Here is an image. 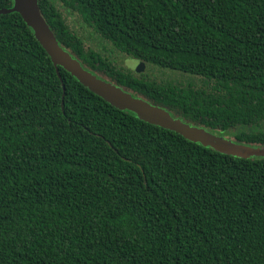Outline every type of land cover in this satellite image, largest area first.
Listing matches in <instances>:
<instances>
[{
    "label": "trees",
    "instance_id": "obj_1",
    "mask_svg": "<svg viewBox=\"0 0 264 264\" xmlns=\"http://www.w3.org/2000/svg\"><path fill=\"white\" fill-rule=\"evenodd\" d=\"M38 5L85 69L264 146V0ZM64 11L122 57L202 84L132 74L85 46ZM58 73L20 14H0V264H264L263 157L193 142Z\"/></svg>",
    "mask_w": 264,
    "mask_h": 264
},
{
    "label": "water",
    "instance_id": "obj_2",
    "mask_svg": "<svg viewBox=\"0 0 264 264\" xmlns=\"http://www.w3.org/2000/svg\"><path fill=\"white\" fill-rule=\"evenodd\" d=\"M12 1V6L0 7V14L11 12L20 14L23 21L33 30L34 36L49 55L58 76V66H60L89 90L111 104L121 109H130L136 112V116L143 121L177 132L193 142L211 147L218 152L242 158H264V147H253L237 143L223 136L209 133L203 127L189 125L180 118H170L167 113L169 111L164 107L155 104L153 105L154 107H151L138 99L140 96L134 95L135 97H132L122 91L125 89L115 83L85 69L69 51L59 45L53 31L41 13L38 0Z\"/></svg>",
    "mask_w": 264,
    "mask_h": 264
},
{
    "label": "rangeland",
    "instance_id": "obj_3",
    "mask_svg": "<svg viewBox=\"0 0 264 264\" xmlns=\"http://www.w3.org/2000/svg\"><path fill=\"white\" fill-rule=\"evenodd\" d=\"M65 17H66V20L67 22L69 23V25L80 35L82 36V38L84 39V42H85V46H89L91 48H94V49H97V50H100L101 52H103L104 54L106 53H111L112 55V58L116 61V64L118 65H122L123 63V67L128 69L129 71H131L132 74H144L146 76H149L151 78H156L158 80H172V81H177V80H181V81H184V80H192L194 81L197 85H201L202 84V81L199 77H194V76H189V75H186V74H180L178 72H170V71H167V70H157L154 65H151L150 63H146L144 61H141V60H137V59H134L132 57H128V56H124L122 57V54L121 53H118L116 51H111L110 49V46L105 44V42H103L102 40L98 39L95 37V35L91 32V29L84 25L81 20L79 19L78 16L76 15H72L66 11L63 12ZM123 59V61H122ZM124 91L125 93H128L130 94L132 97H135L133 94H131V92H127V90H122ZM140 100H142L143 102H145L146 104L150 105L151 107H154L151 102H149L148 100L140 97L138 98ZM126 110L136 114V112L130 110V109H127L125 108ZM167 111V110H166ZM169 117L170 118H178L177 116L173 115L172 113L170 112H167ZM189 125H192V126H197V125H194V124H191L189 122H187ZM261 129L263 128L264 130V124L262 123L261 124ZM208 131V130H206ZM209 133H212V134H216V135H219V136H223L225 138H228L234 142H237L231 138H233L232 134L230 133H227V135H222L223 133H215V132H211V131H208ZM237 143H240V142H237ZM242 143V142H241ZM242 144H246V143H242ZM249 145V144H247ZM255 144H250V146H253ZM254 147V146H253ZM258 147H264L263 145L262 146H259Z\"/></svg>",
    "mask_w": 264,
    "mask_h": 264
},
{
    "label": "flooded vegetation",
    "instance_id": "obj_4",
    "mask_svg": "<svg viewBox=\"0 0 264 264\" xmlns=\"http://www.w3.org/2000/svg\"><path fill=\"white\" fill-rule=\"evenodd\" d=\"M231 139H233V140H235L234 139V136H233V138H231ZM236 141V140H235ZM238 142V141H237ZM241 143V142H240ZM243 143V142H242ZM250 145V144H249ZM259 145V144H258ZM258 145H253V146H255V147H258ZM259 146H262V145H259Z\"/></svg>",
    "mask_w": 264,
    "mask_h": 264
}]
</instances>
